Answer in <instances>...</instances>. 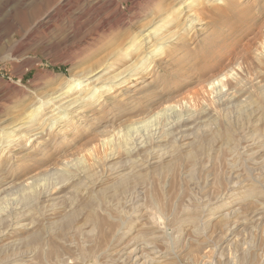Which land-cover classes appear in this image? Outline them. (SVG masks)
I'll list each match as a JSON object with an SVG mask.
<instances>
[{
	"label": "rangeland",
	"instance_id": "1",
	"mask_svg": "<svg viewBox=\"0 0 264 264\" xmlns=\"http://www.w3.org/2000/svg\"><path fill=\"white\" fill-rule=\"evenodd\" d=\"M165 35L176 41L149 67ZM125 70L138 75L127 102L104 93ZM88 73L107 80L105 111L96 94L83 125L68 115V136L11 137L26 160L0 159V233L21 226L0 239V264H133L124 253L145 245L154 264H264V0H0V138ZM160 136L170 144L134 156ZM56 185L64 199L47 200Z\"/></svg>",
	"mask_w": 264,
	"mask_h": 264
},
{
	"label": "bare ground",
	"instance_id": "2",
	"mask_svg": "<svg viewBox=\"0 0 264 264\" xmlns=\"http://www.w3.org/2000/svg\"><path fill=\"white\" fill-rule=\"evenodd\" d=\"M218 3V2H217ZM220 4L219 5H224V3H222V2H219ZM192 5H193V3H188L187 4V8H189V10H190V8L192 7ZM191 6V7H190ZM233 7V6H232ZM189 16V15H188ZM194 16H195V18H194ZM189 18H190V23H191V25H200V22H202V19L200 18V17H196V13H194V14H192L191 16H189ZM155 35H157V33L156 32H154V33H150L149 34V36H145L144 37V39H145V41H146V43L148 42V40H150V38L151 39H153L154 37H152V36H155ZM170 35V34H169ZM175 38V36H171V37H169V36H167V35H165V36H163V37H160V38H158V39H155L156 41H155V43H158V45H159V47L160 48H155L154 50H152L151 52H148V53H145L146 55H145V57H141L142 58V60L141 61H147V62H149L148 63V65H149V67L152 65V64H150V63H152L153 62V60H155L156 58H157V56H159V52L162 50V48L163 47H165L166 45H168V44H171V43H173L174 41H176V39H174ZM150 43V42H149ZM138 46V45H137ZM142 46H143V44H139V46H138V48H142ZM165 49V48H164ZM163 49V50H164ZM146 63V62H145ZM105 70V69H104ZM136 70V69H135ZM107 72V71H106ZM84 74V73H83ZM140 74V73H139ZM124 75H126V76H124ZM124 76V77H123ZM138 76V75H137ZM136 76V74H133V72H131V70H125L124 72H122L121 74H119V75H115V77H113V78H110L109 77V83L110 84H112V86L110 85V86H108L107 87V85H104V86H106L105 87V89L106 90H104V93L106 92V91H111V90H113V89H115L116 90V88H117V90H119L120 91V94H118L119 96H121V97H123L124 99H123V101H125V97H127V99H126V102H127V100H128V97L129 96H132V94H136V93H138V92H136L135 93V90L134 91H132V88L134 87V86H132V85H129V86H126V81H136V80H138V77ZM94 77V74L93 73H88L87 74V76H81L80 78H78V79H75V80H73L72 82H70V83H68L66 86H65V88H63V89H61V90H59L56 94H52L50 97H49V99H47L45 102H40L41 104H40V106H38V107H36L39 103H37V104H35L31 109H32V111H30L26 116H25V119H24V121L22 122V123H19L18 125H16L15 127H13V128H15L16 130H14L13 132H15L16 133V135L15 136H8L9 138L8 139H10L11 137L12 138H15V137H17V136H19V139L20 138H22V136H23V139H25V138H27V141L28 142H30L31 140H33V141H39L38 142V144L39 145H45L46 144V140H45V138L46 137H48L49 136V133H48V129L49 128H51V129H56V130H58V129H60V127L63 125V126H66V125H68V124H70L71 123V120L70 119H66L67 117H68V115H70V114H75L74 116H73V118H75L76 120H77V125L78 126H81V125H83V123H85L86 122V108H87V106H88V102L90 101V100H92V98H94V97H96V94H97V96L98 97H96V103H95V106H93L94 107V110L95 109H97V110H95L96 112L98 111V110H103V111H105L107 108H108V104H106V102H105V100L102 98L103 96H104V93L102 92L103 90V88H104V86L102 87H98L97 88V85L98 84H101V83H104L105 81L107 82V80H105V81H99V82H97L98 80V78H96V80H92V78ZM129 77V79H127L126 80V78H128ZM94 79V78H93ZM92 80V81H91ZM84 81H86V82H88L86 85H83L82 86V84L84 83ZM98 83V84H97ZM107 84V83H106ZM87 86H90L88 89L86 88L85 90H82L84 87H87ZM91 86H94V88L92 89V87ZM218 86V85H217ZM80 87V88H79ZM146 87V86H145ZM219 87V86H218ZM79 88V89H78ZM92 89V91L91 92H89L90 90ZM149 89H150V87H149ZM151 90V89H150ZM81 91H84L83 93L81 92ZM86 91H88L89 93H87L86 94ZM152 91H154V90H152ZM150 92V91H149ZM101 93H103V94H101ZM146 93V92H145ZM240 94V93H239ZM82 95H84L83 97H82ZM150 95H152V94H150ZM155 95V94H154ZM140 96V95H139ZM143 96V95H142ZM106 97V96H105ZM155 97H156V95H155ZM115 98V97H114ZM137 98H139V97H137ZM140 98H141V96H140ZM122 98H120V99H116V102H115V104H114V102H113V107H119V105L121 104L120 102L122 101L121 100ZM143 99H145V96L143 97ZM155 101H157V100H155ZM119 102V103H118ZM123 104V103H122ZM45 105H51L48 109H45L44 108V106ZM98 106V108H96ZM92 107V106H91ZM111 107V106H110ZM167 109L168 108H170V107H166ZM52 109V110H51ZM93 109V108H92ZM115 109V108H114ZM262 109V108H261ZM50 110V111H49ZM59 111V112H61V113H63V114H65L66 112V114H65V116L63 115V117H60V116H56L55 114H53L55 111ZM112 111V110H111ZM91 112V111H90ZM122 112H123V109H122ZM125 112V111H124ZM148 113V112H147ZM142 114V113H141ZM152 114V113H151ZM158 114H152V115H149V116H146L145 118H143L142 119V121L141 122H139V123H143V124H146V123H151V119H153V118H155V116H157ZM63 119H64V121H63ZM95 120V119H94ZM113 120V119H112ZM184 122V121H183ZM44 123V124H43ZM68 123V124H67ZM59 125V127H57ZM133 126V125H132ZM56 127V128H55ZM145 127H147V128H149V126H147V125H145ZM183 128H184V130L186 131V130H188V128H189V123H185L184 125H183ZM8 129V128H7ZM10 129V128H9ZM253 129V128H252ZM79 130V129H78ZM70 130H67L66 128H63V129H60V133H62V135H65V136H68L69 134H70ZM164 132H166V131H164ZM59 133V132H58ZM51 135V134H50ZM59 135V134H58ZM12 138H11V140H9L8 141V139H6V138H4V135H3V137L1 136V138H0V159H4L3 157H6L8 154H9V156H12V157H18V158H23V159H25L26 157V153H24L25 152V148L24 147H22L21 145H20V147H22L23 148V152H22V154L21 155H19V156H17L16 154H14V149H17V147H13V148H10V146L11 145H13V143L14 142H17L16 140L17 139H15V140H12ZM50 138H52V137H50ZM55 138V137H54ZM65 138V137H64ZM166 138V137H165ZM165 138H164V140H163V138H162V136H160V137H157L156 139H157V141L155 140V139H152L151 140V144H149L147 147H143V148H140V149H136L137 150V153H136V155H134V156H137V157H142L143 155H145V154H147L148 152H150V151H153L154 149H157V148H160L162 145H168V144H170V141L169 140H165ZM57 139V138H56ZM62 139V138H61ZM166 139H169L168 137L166 138ZM228 139V138H227ZM160 140V141H159ZM53 143V142H52ZM14 145H15V143H14ZM126 145V144H125ZM255 145V144H254ZM19 146V145H18ZM121 146H123V145H121ZM120 146V147H121ZM127 146H129V145H127ZM175 146V145H174ZM173 146V147H174ZM120 147H119V150L121 151L122 150V147H121V149H120ZM177 147V146H176ZM249 147V146H248ZM124 150H125V147L123 148ZM132 149H134V148H132ZM253 149H255V148H253ZM249 150H252V149H249ZM172 151V150H171ZM253 151V150H252ZM264 151V150H263ZM119 152V151H118ZM125 152H126V150H125ZM132 152H134V151H132ZM251 152V151H250ZM261 152V151H260ZM4 153V154H3ZM7 153V154H6ZM112 154H113V152H111ZM110 153V154H111ZM122 153H123V151H122ZM122 153H120V156H121V158H122ZM252 153V152H251ZM255 153V152H254ZM257 153V152H256ZM109 154V155H110ZM114 154H118V153H114ZM149 155V154H148ZM186 155V154H185ZM246 155V154H245ZM252 155V154H251ZM111 156V155H110ZM109 156V157H110ZM119 154L116 156V155H114L113 157H110L109 159H108V165L109 164H112L113 162H116V161H118L119 162ZM249 156V155H248ZM107 157V156H106ZM136 157V158H137ZM108 158V157H107ZM107 158L105 159V161L107 160ZM144 158H145V156H144ZM13 159V158H12ZM26 160V159H25ZM142 160H144V159H142ZM143 162V161H142ZM141 162V163H142ZM107 163V162H106ZM120 163V162H119ZM144 163V162H143ZM178 163V162H177ZM112 165H116V163H113ZM112 165H110V166H112ZM137 165V164H136ZM135 165V166H136ZM141 165V164H140ZM142 165H144V164H142ZM174 165H177V164H174ZM173 165V166H174ZM133 166V165H132ZM163 166V165H162ZM143 167V166H142ZM135 168V167H134ZM162 168V167H161ZM168 168V167H167ZM138 169V168H137ZM163 171H165V170H163ZM91 172V171H90ZM93 172V171H92ZM162 172V171H161ZM138 173V172H137ZM123 174V173H122ZM132 174V173H131ZM138 175V174H137ZM142 175V174H141ZM143 176V175H142ZM128 177V176H127ZM136 177H138V176H136ZM74 181V180H73ZM136 181V180H135ZM122 182H126L127 184H126V186L131 182V178L130 177H128L127 179H124V180H122ZM74 184V183H73ZM82 184V183H81ZM80 184V185H81ZM57 186H59V185H56V187ZM74 186H75V184H74ZM77 186V185H76ZM56 187H54L55 189H54V191L51 193V194H49L48 196H46V198H47V200H49V201H61L62 199H64V195L66 194H64L63 195V192H62V190L64 189V187L62 186V187H60V188H56ZM67 188V187H66ZM74 188V187H73ZM76 188V187H75ZM78 189H80V188H78ZM81 189H84V188H81ZM119 189V188H118ZM138 188H135L133 191L135 192L134 194H133V196H132V194H131V196H130V199L131 198H136V194H139V192H137L138 190H137ZM116 190V189H115ZM78 191V190H77ZM128 191V190H127ZM130 191V190H129ZM124 192V191H123ZM130 195V194H129ZM124 198H125V196H123ZM129 197V196H128ZM138 198H139V196H137ZM232 199V198H231ZM127 200H128V198H127ZM133 200V199H132ZM136 200V199H135ZM240 199H239V196H238V198H234V199H232V200H230V199H228V203H226L225 204V210L226 211H228L229 212V215H233L234 214V212L233 211H237V210H241L238 206H239V204H240V201H239ZM91 201V200H90ZM89 201V202H90ZM93 201V200H92ZM137 201V200H136ZM126 202V201H125ZM132 202V201H131ZM226 202V201H225ZM92 203V202H91ZM13 209H15V208H13ZM17 209V208H16ZM88 209V208H87ZM78 210V209H77ZM14 212V211H13ZM230 212H233V213H230ZM259 212V211H258ZM20 213V212H19ZM18 213V214H19ZM238 213V212H237ZM12 214V213H11ZM8 215V214H7ZM6 215V216H7ZM69 215V214H68ZM90 215H92V214H90ZM12 216V215H11ZM10 217V216H9ZM15 217V216H14ZM93 217V216H92ZM95 217V216H94ZM254 217V216H253ZM3 218V217H2ZM7 218H8V216H7ZM12 219H13V217H11ZM11 218H9L8 219V221L11 219ZM19 218V217H18ZM67 218V217H66ZM69 218H71V217H69ZM1 219V218H0ZM4 219V218H3ZM11 219V220H12ZM20 219V218H19ZM18 219V220H19ZM93 219V218H92ZM95 219V218H94ZM97 219V218H96ZM262 219H264V216H262V217H258V220H262ZM7 220V219H6ZM15 220H16V218H15ZM257 220V219H256ZM13 221V220H12ZM70 221V220H69ZM133 221V220H132ZM7 223H9V222H7ZM70 223V222H69ZM68 225V224H67ZM66 225V226H67ZM70 225V224H69ZM72 225H73V223H72ZM72 225H70V226H72ZM6 228L5 229H7V231L5 230V232L6 233H0V239H2V238H4L5 236H7V235H10V232H15L16 230H20L21 228V226L20 227H18L17 226V220L14 222V223H9V224H6V226H5ZM23 227V226H22ZM69 228V227H68ZM23 229V228H22ZM37 231V230H36ZM129 231V230H128ZM34 232H35V230H34ZM40 232V231H39ZM126 233V232H125ZM124 233V234H125ZM129 233V232H128ZM128 233H126V235L128 234ZM129 234H131V233H129ZM37 238V237H36ZM123 239V238H122ZM38 240V239H37ZM120 240V239H119ZM122 243V242H121ZM118 244V243H117ZM128 245V244H127ZM127 245H126V247H127ZM132 246H128V249L130 250V248H131ZM128 249H126V250H128ZM119 251V250H118ZM53 252V251H52ZM123 252V251H122ZM158 253H160V252H155V249H154V247H150V246H147V245H145V247L143 248V249H139V250H137V249H131L130 251H129V253L127 254V252L126 253H124V255H127V256H129V257H127V258H130L131 259V261H129L130 263L132 262L133 264H138V261H141V260H143V263L142 264H154L155 262H156V259H160L161 257H158L157 256V254ZM123 254V253H122ZM17 255V254H16ZM15 256V255H14ZM21 256V255H20ZM122 256V255H121ZM12 259V258H11ZM18 259V258H17ZM10 260V259H9ZM128 261V260H127ZM8 263V262H7ZM157 263V262H156ZM4 264V263H3ZM9 264V263H8ZM15 264V263H14Z\"/></svg>",
	"mask_w": 264,
	"mask_h": 264
}]
</instances>
